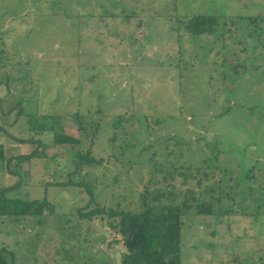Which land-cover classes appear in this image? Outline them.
Returning <instances> with one entry per match:
<instances>
[{
	"label": "rangeland",
	"instance_id": "374dc122",
	"mask_svg": "<svg viewBox=\"0 0 264 264\" xmlns=\"http://www.w3.org/2000/svg\"><path fill=\"white\" fill-rule=\"evenodd\" d=\"M193 13L216 14L215 30L189 32L182 15ZM0 95L3 197L53 207L46 222L0 218L9 264H120L124 246L108 220H76L77 209L87 210L85 187L59 184L74 178L72 153L85 151L90 138L53 144V132L39 135L27 124V115L34 124L38 116L77 135L73 116L98 111L97 157L110 124L122 118L108 146L118 160L106 174L94 170L98 202L134 200L143 176L150 178L149 155L138 159L129 143L150 139L159 158L171 151L165 159L181 165H217L200 189L220 173L233 185L221 183L233 195V202L224 195V206L235 216L184 220L183 263L264 264V0H0ZM196 180L175 185L194 189Z\"/></svg>",
	"mask_w": 264,
	"mask_h": 264
},
{
	"label": "trees",
	"instance_id": "16d2710c",
	"mask_svg": "<svg viewBox=\"0 0 264 264\" xmlns=\"http://www.w3.org/2000/svg\"><path fill=\"white\" fill-rule=\"evenodd\" d=\"M104 9L102 8V12L105 13ZM182 16L188 21L185 28L195 35L210 33L217 26L218 16L216 14L193 13L191 16L188 14ZM230 74L231 76H237V70L234 73L230 66ZM89 114L73 116L77 123V135L65 133L62 127H59V123L47 125L46 122L42 121L44 119L41 120L38 116V122L34 124L33 118L27 115V124L30 125V131L39 135L46 131L53 132L51 142L53 144H80L83 138L89 137L91 140L90 144L93 145L100 132L102 118L99 116L101 115L99 111L91 116ZM118 118L119 120L110 124L111 132L107 139L108 145L106 143L104 154L97 157L93 153L92 145L88 146L83 152L81 150L74 151L72 154L77 159L75 170L72 173L74 178L68 179L67 183L59 184L85 187L89 195L85 205L87 210L83 212L82 209H77L74 212L77 216L76 220L82 224L80 220L84 218L92 219L97 216L106 218L108 226L121 237L124 246L120 264H184L185 255L182 251V240L184 220L187 217L193 214L200 217L225 215L230 218L237 214L233 208L224 206V195L231 202L234 199L230 192L228 194L223 192L221 183L225 181L226 186H228L227 184H230L231 179L225 178V180H222L226 175L220 173L218 175L219 179L215 183H208L204 187L201 185L202 188L200 189V184L203 181L208 182L211 180L213 171H218L217 165L212 166L205 162L196 168L181 165L176 161L165 159L167 157L170 159L173 156L171 151L163 156L161 155L163 159L159 158L156 150L151 151L153 148L151 146L152 143H148V141L152 140L148 139L147 143L142 145V143L139 144L141 139L136 137L137 139L129 143V147L139 150L138 159L145 152L149 155L148 172L150 173V178L146 179L143 176L142 179V176L139 177V180L142 179L140 186L143 188L140 192L136 191L133 196L134 200L129 199L130 201L127 204L112 201L114 205L105 206L97 201L100 192H97V177L94 175V170L97 169L102 174H106L108 169L112 170L114 160H118L114 152L116 147H113V149L108 148L109 145L116 143L119 132L118 127L122 125L121 116H118ZM137 123L134 124L136 129ZM32 136L27 137L28 139L22 138L19 140L21 143L25 142L24 140L31 141ZM33 140L42 147L43 143L40 139L36 138ZM127 146L124 145L121 148L127 149ZM30 155H20L18 159L23 160ZM3 158V145L0 143V159ZM10 159L8 158V160ZM111 159H113V162L109 161ZM194 171L195 173L192 174ZM194 177H197L194 189L187 187L184 191L177 190L175 182L178 179H182L181 184L186 185ZM113 178L117 179L118 174L115 173ZM228 187H233V185ZM4 190L0 188V218H5L8 221H13L15 218L25 219L27 223L30 222L29 220L35 219L36 222H39L38 220L43 219L46 222L47 216L53 213V207L49 206L46 200H30L27 202L8 200L3 197ZM240 208L242 207L240 206ZM251 213L259 216V204L256 205V209ZM241 214H244V212ZM255 221L256 219L250 220V227L251 224L256 223ZM7 253L8 251L5 247H0V264H9ZM73 264L109 263L106 261H83L81 258H77Z\"/></svg>",
	"mask_w": 264,
	"mask_h": 264
},
{
	"label": "crops",
	"instance_id": "0c3cea01",
	"mask_svg": "<svg viewBox=\"0 0 264 264\" xmlns=\"http://www.w3.org/2000/svg\"><path fill=\"white\" fill-rule=\"evenodd\" d=\"M0 97H1V95H0ZM5 108H8V105Z\"/></svg>",
	"mask_w": 264,
	"mask_h": 264
}]
</instances>
